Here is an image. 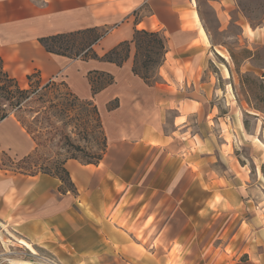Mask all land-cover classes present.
Here are the masks:
<instances>
[{
    "label": "crops",
    "instance_id": "1",
    "mask_svg": "<svg viewBox=\"0 0 264 264\" xmlns=\"http://www.w3.org/2000/svg\"><path fill=\"white\" fill-rule=\"evenodd\" d=\"M141 9L146 15L137 22ZM143 22L147 30L160 31L166 45L153 82L133 71L134 53L118 65L52 53L39 41L58 33L87 28L104 32L115 26L93 45L104 55L131 40ZM202 29L184 0H0V54L7 70L20 84L34 72L42 82L62 79L79 98L93 100L108 145L98 164L66 162L77 191L70 201L68 191H60L58 176L4 165L3 156L23 159L37 144L15 115L1 120L0 220L18 225L29 237L33 227L43 233L48 224L58 226L61 219L71 218V254L83 258V264H141V235L151 244L147 264H252L240 258L247 252L256 257L250 252L251 232L244 227L249 222L235 229L233 213L220 231L219 213L212 211L230 213L235 208L229 180L220 184L226 175L213 163L204 167L205 161H214L216 149L226 151L224 140L231 144L223 123L235 126V121L209 104L219 89L214 74L207 72L208 48L197 43L205 36ZM93 74L99 75L96 79L108 76L95 94ZM114 100L117 103L110 105ZM216 134L223 137L221 143ZM229 151L225 154L231 170H239ZM197 178L206 199L189 196ZM219 196L224 200L218 201ZM77 198L84 202L83 215L75 207ZM205 225L210 236L206 245Z\"/></svg>",
    "mask_w": 264,
    "mask_h": 264
},
{
    "label": "rangeland",
    "instance_id": "2",
    "mask_svg": "<svg viewBox=\"0 0 264 264\" xmlns=\"http://www.w3.org/2000/svg\"><path fill=\"white\" fill-rule=\"evenodd\" d=\"M184 1L190 3L198 26L202 25L207 35V40L202 36L197 43H204L208 48L206 58H210V61L207 72L211 71L214 74L213 81L216 83L215 87L219 89V95L213 96L209 104L218 105L220 116L228 117L230 122L235 121V126L227 127L223 123L226 136L231 143L229 146L225 145V140L222 143V148L226 151L216 149L214 161L204 162L205 168H210L213 163L221 174L226 175L220 178V184L225 186L229 180L234 190L235 208L230 210L232 211L230 213L226 209L212 211L219 213L217 224L220 231L233 213L235 229H238L243 221L249 222V225L244 227L246 232H251L249 242L253 250L250 252H256V257H251L247 252L241 254L240 258L249 259L252 264H264V0ZM141 11L136 15L137 22L145 18L146 10ZM146 26V22L140 25L141 29L147 30ZM114 27L104 29L105 33ZM89 36H85V40L89 41ZM81 40L82 38L79 39ZM69 44L71 45V41ZM153 46L155 47L152 49L151 58H147L149 52L145 46L137 47L134 43L131 44L130 57L134 53L133 65L149 77L146 80L148 82L156 79L165 53L159 43ZM91 76L97 86L108 79L106 75H103L102 79L101 77L96 79L98 74ZM20 81L23 87H29L26 78H21ZM46 83L42 82L39 86L40 92L36 100L28 104L30 109L21 113L30 129L34 131L31 136L37 144V149L35 148L36 151H33V156L28 160L3 156V163L8 168L24 173H40L35 171L43 166L47 170H55L44 173L56 174L57 164L68 157L76 155L81 159H88L91 153L102 154L103 139L97 128L93 107L70 95L71 89L69 90L67 83L62 82V79L54 81L47 88H42ZM116 103L114 100L110 105ZM4 106L8 108L7 105ZM12 114L14 115L13 112ZM239 126L242 127L239 129ZM220 132L222 134L223 131ZM216 136L220 138L221 143L223 137L220 134ZM228 149L235 158L239 170H231L225 154ZM207 154L206 152L205 155ZM203 179L205 180L203 184L207 185V178ZM193 186L189 196L197 197L199 200L206 199V192H201L199 178L195 180ZM59 188L60 191L61 188L64 189L61 192L69 193L70 201L71 195L77 194V191L73 192L74 188L69 182H61ZM63 198L65 197L61 195V200ZM217 200L222 201L224 198L219 196ZM76 201L75 207L80 215H83L84 202L79 198ZM189 211L195 212L191 208ZM89 212V215H93ZM66 219H61L59 223L55 222L58 226L48 224L47 230L43 233L33 227L28 234L29 237L18 230V225L5 223L1 219L0 264H10L8 259L42 262L44 261L42 257L54 259L59 264H83V258L71 254V218ZM207 228L205 225V245L210 237L206 236ZM81 233L83 235V232ZM85 234L88 235V230ZM20 239L29 243L35 252L20 243ZM218 241L220 240H216L215 243ZM137 247L140 263L147 264V255L151 249L149 240L141 235ZM259 253L263 257H259ZM210 257L211 255H208L205 261L210 260Z\"/></svg>",
    "mask_w": 264,
    "mask_h": 264
},
{
    "label": "trees",
    "instance_id": "3",
    "mask_svg": "<svg viewBox=\"0 0 264 264\" xmlns=\"http://www.w3.org/2000/svg\"><path fill=\"white\" fill-rule=\"evenodd\" d=\"M90 35V39L85 40V36ZM105 35L104 32H99L96 28H87L67 33H58L49 36H43L39 38L41 44L45 47V49L49 52L67 55L71 58H96L106 61L115 62L118 65H123L127 59L130 57L131 52V44L134 43L137 47L145 46L146 50H148L149 54H147V58H151L152 49L155 47L156 43H159L164 51H166L165 40L160 31H152V30H145V29H136L134 36L131 40H125L120 42L118 45L107 51L104 55H99L97 51L94 49L93 45ZM82 38L81 41L79 39ZM66 41V42H65ZM71 41V45L69 44ZM152 47V48H151ZM123 51H125L123 53ZM138 55V51L135 53V60L136 56ZM165 56V53H164ZM134 60V62H135ZM136 63V62H135ZM148 64L146 60L145 65ZM133 71L140 75L145 80H148L149 77L141 73V71L133 65ZM113 80V77L109 76V82ZM92 81V89L93 94L100 91L103 85L96 86L93 79ZM54 81H48L42 88H47L49 84L51 85ZM63 82V81H62ZM42 84V80L39 77L37 72L28 75V88L23 87L19 80L10 74V72L5 67V61L2 55L0 54V121L4 118L8 117L9 115L14 113L15 117L22 123V125L28 130L30 134L32 131L25 121V118L21 115L27 109L28 104H31L36 100L38 93L40 92L39 86ZM68 86V85H67ZM69 87V86H68ZM70 90V88H69ZM73 95L79 101H83L89 106L93 107V110L96 114V122L97 128L100 131L103 139V147H102V154H90V158L88 159H81L76 155L68 157L67 159L60 161L56 166V174L62 182H69L73 186V191H75V186L72 181L70 172L66 167V162L69 159H77L85 164H98L101 159L103 158L104 154L107 151V136L104 131L101 113L98 106L93 102L91 99H81L77 95H75L70 90V95ZM4 105H7L6 108ZM37 149V148H36ZM35 149V151H36ZM34 153V152H33ZM33 153L25 156L23 159H30L33 156ZM89 155V154H88ZM35 172H55V170H47L43 166L39 167V170ZM62 172V174H60ZM29 174H37V173H29ZM50 174V173H48ZM61 191H64V189Z\"/></svg>",
    "mask_w": 264,
    "mask_h": 264
},
{
    "label": "bare ground",
    "instance_id": "4",
    "mask_svg": "<svg viewBox=\"0 0 264 264\" xmlns=\"http://www.w3.org/2000/svg\"><path fill=\"white\" fill-rule=\"evenodd\" d=\"M201 32H203V34L205 35L204 38H205V37L207 38V36H206V34H205V32H204V29H202ZM206 38H205V39H206ZM206 40H207V39H206ZM20 243L26 245V246H27L28 248H30V249H33V252H35L34 248L31 247V246L29 245V243H27L25 240H23V239L21 240V239H20ZM8 260H9L10 264H38V263H35V262L32 261V260H26V259H8Z\"/></svg>",
    "mask_w": 264,
    "mask_h": 264
},
{
    "label": "built area",
    "instance_id": "5",
    "mask_svg": "<svg viewBox=\"0 0 264 264\" xmlns=\"http://www.w3.org/2000/svg\"><path fill=\"white\" fill-rule=\"evenodd\" d=\"M110 31V30H109ZM108 31V32H109ZM106 32V34L108 33ZM42 259L44 261H35V263H38V264H59L57 261H55L54 259H50V258H46V257H42Z\"/></svg>",
    "mask_w": 264,
    "mask_h": 264
}]
</instances>
